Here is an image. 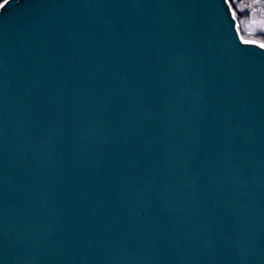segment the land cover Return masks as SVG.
Listing matches in <instances>:
<instances>
[{"label": "water", "instance_id": "obj_1", "mask_svg": "<svg viewBox=\"0 0 264 264\" xmlns=\"http://www.w3.org/2000/svg\"><path fill=\"white\" fill-rule=\"evenodd\" d=\"M229 0H3L0 264H264V47Z\"/></svg>", "mask_w": 264, "mask_h": 264}, {"label": "rangeland", "instance_id": "obj_2", "mask_svg": "<svg viewBox=\"0 0 264 264\" xmlns=\"http://www.w3.org/2000/svg\"><path fill=\"white\" fill-rule=\"evenodd\" d=\"M235 2L236 10L233 7L232 9L241 38L246 42L264 45V0H235Z\"/></svg>", "mask_w": 264, "mask_h": 264}, {"label": "trees", "instance_id": "obj_3", "mask_svg": "<svg viewBox=\"0 0 264 264\" xmlns=\"http://www.w3.org/2000/svg\"><path fill=\"white\" fill-rule=\"evenodd\" d=\"M1 3H3V0H0V4ZM229 3H231L232 7L235 8V10H236V4L237 3L235 2V0H229Z\"/></svg>", "mask_w": 264, "mask_h": 264}, {"label": "snow or ice", "instance_id": "obj_4", "mask_svg": "<svg viewBox=\"0 0 264 264\" xmlns=\"http://www.w3.org/2000/svg\"><path fill=\"white\" fill-rule=\"evenodd\" d=\"M261 47H264V45H261Z\"/></svg>", "mask_w": 264, "mask_h": 264}]
</instances>
